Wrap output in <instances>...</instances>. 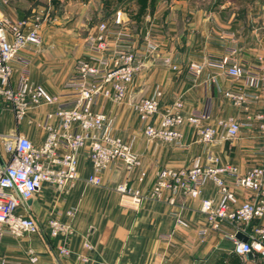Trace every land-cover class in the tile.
Wrapping results in <instances>:
<instances>
[{
  "label": "crops",
  "instance_id": "1",
  "mask_svg": "<svg viewBox=\"0 0 264 264\" xmlns=\"http://www.w3.org/2000/svg\"><path fill=\"white\" fill-rule=\"evenodd\" d=\"M93 3V0L0 2V10L15 20L42 17V44L31 55L29 71L31 80L44 85L52 94L63 91L77 60L85 53L84 37L79 30L89 28ZM154 7L144 13L143 22H150V32L159 44L155 56L145 61V66L129 85L124 102L103 104L114 117L118 134L133 141L146 172L144 180H139V171H128L118 163L102 172V185L88 184L85 179L93 173V167L87 154L81 152L80 178L68 192L47 188L30 201L39 220L46 221L52 216L71 220L74 234L57 238H44L38 232L5 235L0 240V259L14 264H264L262 253L246 256L235 253L234 242L225 235L237 232L230 222L222 223L223 232L208 230L205 236L199 234L208 227L201 211V198L180 194L176 203L171 204L168 193L161 198L151 194L162 169L188 167L197 156L216 155L223 164L237 166L241 173L255 165H264V130L260 123L253 121L252 126L243 127L238 138L219 140L208 147L197 142V130L185 124L182 127L184 142L173 145L162 139H150L131 105L132 101L149 97L156 87H161V113L177 101L183 102L186 116L206 113L211 124L228 116L247 123L249 117L264 113V88L254 85L247 77L249 70L264 66V0L242 4L233 0H157ZM147 27L141 34L136 31L140 43L145 41ZM223 28L235 33L236 57L248 73L233 79L218 68L205 66L202 75L193 79L190 76L193 62L222 57L228 51L227 40L212 37L213 30L219 32ZM19 71L17 64L15 83ZM230 90L248 93L255 99L247 107L238 106L226 96ZM56 108V104L33 108L17 124L10 106H5L0 111V133H21L40 144L46 133V113ZM155 122L159 123V117ZM125 179L129 186L140 189L145 195L139 206L131 198L122 201L114 189ZM226 180L236 187L232 177ZM236 188L241 200L250 196L249 191ZM202 197L220 199V188L215 181L206 182ZM68 209L75 210L69 219ZM178 215L187 226L177 223ZM261 224L264 217L247 225V230L252 232ZM86 242L92 247L88 248ZM63 244L71 249L67 257L60 253L59 247ZM79 254L87 260L78 257ZM31 255L37 256V260L32 261Z\"/></svg>",
  "mask_w": 264,
  "mask_h": 264
},
{
  "label": "built area",
  "instance_id": "2",
  "mask_svg": "<svg viewBox=\"0 0 264 264\" xmlns=\"http://www.w3.org/2000/svg\"><path fill=\"white\" fill-rule=\"evenodd\" d=\"M3 1L6 0H0ZM125 15L122 9H118L112 16V22L103 20L92 28L84 38L85 53L77 60L63 91L52 94L44 85L32 81L29 71L31 55L42 44V17L37 15L32 19L15 20L0 10V111L10 106L18 124L33 108L57 105L55 111L46 113V133L40 144L21 133H0V240L5 235L23 236L35 232L44 238L74 234L71 220L60 216L39 220L30 201L47 188L68 192L80 178L81 152L87 154L93 167V173L85 179L88 184L102 185V172L118 163L128 171L138 170L139 180H144L146 172L142 169V158L134 149L133 141L118 134L114 117L103 107L107 101L121 103L126 100L128 87L145 66L146 56L154 57L159 48L150 31L146 32V47L142 51L132 33L125 28L116 30L115 25H127ZM218 38L223 40L225 35ZM234 52L236 49L233 48L224 57L193 62L190 76L198 79L205 66H210L230 78H242L248 72L233 55ZM17 64L20 65V73L15 83ZM247 77L254 85L264 88V66L249 70ZM225 94L243 107L255 99L241 91L230 90ZM162 97L163 90L156 87L149 97L131 103L150 139L181 145L184 142L182 127L188 124L197 130V142L208 147L219 140L238 138L243 127L252 126L253 121H258L264 130V113L249 117L250 122L247 123L228 116L211 124L206 113L186 116L182 101L161 113ZM156 117H159L158 124ZM227 177L234 179L236 187L249 191L250 196L241 200L238 188L229 185ZM209 179L220 188L221 197L217 201L202 197ZM116 190L122 201L131 198L136 206L145 199V195L129 186L127 181L119 183ZM166 193L171 204L176 203L180 194L201 198V211L208 221V227L199 231L201 236H205L208 230L223 232L222 223L227 221L237 228L236 234H225L234 242L235 253L246 256L258 252L264 255V224L256 225L252 232L247 230V225L264 217V165H255L241 173L237 166L223 164L216 155L197 156L188 167L164 168L158 173L151 194L161 198ZM74 214V209L66 211L68 219ZM176 220L187 226L180 215ZM238 232L246 233L249 240L238 239ZM86 246L92 247L89 242ZM59 249L64 257L71 254V249L65 244ZM78 257L87 260L84 255L79 254ZM31 260L36 261L37 256L31 255ZM0 264L14 263L0 259Z\"/></svg>",
  "mask_w": 264,
  "mask_h": 264
},
{
  "label": "rangeland",
  "instance_id": "3",
  "mask_svg": "<svg viewBox=\"0 0 264 264\" xmlns=\"http://www.w3.org/2000/svg\"><path fill=\"white\" fill-rule=\"evenodd\" d=\"M95 3H93V7H94V14H93V18L89 24V28L86 29H81L79 30V34L81 36H83L84 38L88 35V33L92 30V26H96L99 22H101V20H109V22H112V16L114 14V12L118 9H122L124 12H127V14L130 16V20H128L126 18L125 15V19L127 20V25H125L124 27H120L115 25V29H121V28H125L124 30L130 33H136L134 35L135 39L137 41H139L138 47L140 48V50L145 51V41L143 40V43H140L139 40V35L137 36V32L138 33H142V30L145 31V27L148 26L147 28H149L148 30L150 31V20H148V24L143 22V15L145 12H147V9L150 7H153V9H155V4L157 0H154L153 2H151L150 0H108L109 3H107V0H93ZM207 1V0H206ZM209 1V0H208ZM251 0H233V2H239L240 4L242 3H247L250 2ZM151 5V6H150ZM154 5V6H153ZM126 14V13H125ZM230 15L232 13H229ZM129 21V22H128ZM131 26V27H129ZM92 27V28H91ZM113 28V29H114ZM152 34V31H151ZM219 35H225L224 40H227V46H228V51H226V54L223 55V57L225 55H228L231 53L232 49H236V35L233 31H230L228 29L223 28L222 30H220L219 32L213 30V38L214 37H219ZM233 35V36H230ZM153 38H154V34H152ZM156 36V35H155ZM157 37V36H156ZM156 38H154L155 40ZM145 46V47H143ZM231 50V51H230ZM233 55L236 57L237 56V51L233 53ZM152 56L150 54H148L145 58V61L149 60ZM153 58V57H152ZM237 58V57H236ZM243 132V131H242ZM136 172H138V170H135ZM127 181L122 180L121 182H118L114 189L116 190V187L119 183L125 182ZM137 189V188H136ZM140 190V189H139ZM117 191V190H116Z\"/></svg>",
  "mask_w": 264,
  "mask_h": 264
},
{
  "label": "water",
  "instance_id": "4",
  "mask_svg": "<svg viewBox=\"0 0 264 264\" xmlns=\"http://www.w3.org/2000/svg\"><path fill=\"white\" fill-rule=\"evenodd\" d=\"M237 238L240 239L241 241H248L249 240V236L246 233L243 232H238L237 233Z\"/></svg>",
  "mask_w": 264,
  "mask_h": 264
},
{
  "label": "trees",
  "instance_id": "5",
  "mask_svg": "<svg viewBox=\"0 0 264 264\" xmlns=\"http://www.w3.org/2000/svg\"><path fill=\"white\" fill-rule=\"evenodd\" d=\"M151 2H153L154 0H150ZM107 3H109V1L107 0Z\"/></svg>",
  "mask_w": 264,
  "mask_h": 264
},
{
  "label": "clouds",
  "instance_id": "6",
  "mask_svg": "<svg viewBox=\"0 0 264 264\" xmlns=\"http://www.w3.org/2000/svg\"><path fill=\"white\" fill-rule=\"evenodd\" d=\"M256 247H259L258 245H256Z\"/></svg>",
  "mask_w": 264,
  "mask_h": 264
}]
</instances>
